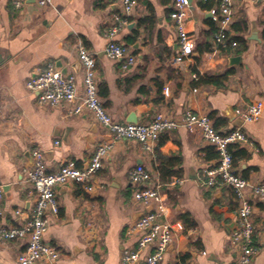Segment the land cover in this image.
Returning <instances> with one entry per match:
<instances>
[{"label":"crops","instance_id":"obj_1","mask_svg":"<svg viewBox=\"0 0 264 264\" xmlns=\"http://www.w3.org/2000/svg\"><path fill=\"white\" fill-rule=\"evenodd\" d=\"M171 7L170 0H138L116 35L137 56L124 68L122 59L103 52L109 42L106 30L119 9L116 0H52L42 9L34 0L22 9L12 0H0L2 221L15 226L30 215L34 199L25 170L32 165L34 149L44 151L49 170L68 160L86 168L100 144L114 142L93 180V191L71 181L58 187L60 210L50 217L45 238L61 257L35 264H124L122 254L136 250L140 238L139 232H129L143 210L132 196L130 171L137 165H144L161 184L166 216L160 220L183 225L160 264H236L229 235L236 227L238 199L230 187L201 184L204 169L215 163L216 150L197 129L180 125L166 131L153 151H146L136 140H114L91 114L69 115L65 105H38L37 95L27 87L37 70L51 62L76 73L81 91L78 45L83 43L97 53L99 95L115 120L129 122L134 115L138 122H149L165 112L181 121L190 108L208 114L216 129H231L240 119L234 113L237 107L264 102V0L235 1L229 35L237 45L216 53L218 1L190 0L186 29L193 35L194 50L183 61L174 60L178 36ZM232 57L239 60L230 64ZM240 125L252 144L237 145L247 151L237 167L245 177L264 183V112L258 121ZM252 200L254 239L260 247L253 262L264 264V197L254 195ZM182 215H189V222ZM22 250L19 243L0 242V264H19Z\"/></svg>","mask_w":264,"mask_h":264},{"label":"built area","instance_id":"obj_2","mask_svg":"<svg viewBox=\"0 0 264 264\" xmlns=\"http://www.w3.org/2000/svg\"><path fill=\"white\" fill-rule=\"evenodd\" d=\"M28 0H12L16 9H22ZM119 9L113 13L106 36L109 42L104 54L110 59H122L123 67L135 63L137 56L131 47L116 40V35L129 22V17L138 5V0H116ZM170 18L178 36V51L174 60L190 59L194 50L193 35L187 31V9L190 0H170ZM219 13L217 31L214 38L213 52H220L236 46L230 38L229 28L234 21V4L236 0H217ZM255 2L263 0H253ZM39 9L52 5V0H34ZM78 60L81 66L82 90L78 85L76 73L64 72L62 67L49 62L40 67L28 80V89L37 95L40 106H68L69 115L91 114L98 122L112 133L114 140L133 139L144 150L153 151L160 135L182 125L197 129L206 143L212 145L218 157L213 166L205 168L206 178L201 181L204 186L230 187L238 199L236 209L237 221L229 235V241L237 253L236 264H255L253 257L260 250L254 236L256 226L253 215L255 204L252 197H264V183L245 177L233 161L230 151L232 145H251L248 133L243 125H235L226 131L216 129L208 114L185 109L182 120L177 121L165 112H158L149 122H121L115 120L105 107L99 95L97 77V53L90 51L83 43L78 45ZM175 61V62H176ZM199 79V74H193ZM196 91V89H194ZM264 112V102L255 100L244 107H237L235 116L244 123L258 121ZM114 142L100 144L92 154L86 168L79 167L75 161L68 160L60 167L49 170L44 151L34 149L32 165L25 170L30 183L29 194L33 196V206L25 222L9 226L2 221V201L5 195L4 185L0 183V242L11 241L23 246L18 257L19 264H35L40 260L56 262L61 257L58 247L45 238L50 224V217L60 210L58 187L71 181L87 191L94 190L98 171ZM133 183V200L142 207L140 216L130 226L129 232H139L137 249L122 254L124 264H160L164 259L174 237L183 229L180 222L161 221L166 216V206L158 180L144 165H137L130 171ZM20 211H17V214Z\"/></svg>","mask_w":264,"mask_h":264},{"label":"trees","instance_id":"obj_3","mask_svg":"<svg viewBox=\"0 0 264 264\" xmlns=\"http://www.w3.org/2000/svg\"><path fill=\"white\" fill-rule=\"evenodd\" d=\"M239 146L237 145H232L230 147V151L232 153V156H233V161L234 163L237 165V161L241 158H244L246 157L247 155V151L243 148H237ZM237 148V149H235ZM213 158H217L218 157V153L216 151H213V155H212ZM182 219L186 222H189L190 220V216L189 215H182Z\"/></svg>","mask_w":264,"mask_h":264},{"label":"water","instance_id":"obj_4","mask_svg":"<svg viewBox=\"0 0 264 264\" xmlns=\"http://www.w3.org/2000/svg\"><path fill=\"white\" fill-rule=\"evenodd\" d=\"M239 60V57H232L231 59H230V64H234V63H236L237 61ZM129 122H134V123H137L138 122V120H137V118H135L134 117V115H131L130 117H129V120H128ZM242 119H239L238 120V122L236 123L237 125H240V124H242ZM140 262L139 261H137L136 263H134V264H139Z\"/></svg>","mask_w":264,"mask_h":264}]
</instances>
